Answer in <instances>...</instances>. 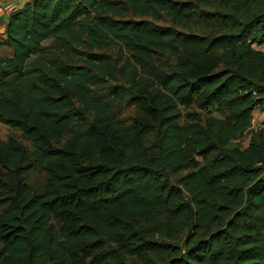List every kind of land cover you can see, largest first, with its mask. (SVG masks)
<instances>
[{
    "label": "trees",
    "instance_id": "16d2710c",
    "mask_svg": "<svg viewBox=\"0 0 264 264\" xmlns=\"http://www.w3.org/2000/svg\"><path fill=\"white\" fill-rule=\"evenodd\" d=\"M263 44L264 0L11 12L0 264H264Z\"/></svg>",
    "mask_w": 264,
    "mask_h": 264
},
{
    "label": "rangeland",
    "instance_id": "374dc122",
    "mask_svg": "<svg viewBox=\"0 0 264 264\" xmlns=\"http://www.w3.org/2000/svg\"><path fill=\"white\" fill-rule=\"evenodd\" d=\"M48 43H49V41L44 42V44H46V45ZM260 48L264 50V44L261 45ZM119 108H120L119 115H120V117L122 119L128 118L130 115L133 114V108L132 107L125 106V105L121 104ZM263 108H264V102H263ZM263 112H264V109L262 110V113L259 114L258 119L256 118V120H254L255 126L252 127V128H255L256 126H258V124L260 122L259 121V118H261V116L264 119V113ZM9 135H16V136H18V133H17V131H15L14 129H12L9 125L0 123V138L3 139V140H5V139H7V137ZM242 140L244 141V139H242ZM24 143L27 146H29V143L28 142L24 141ZM44 177H45V175L41 171H35V172L32 171V172H30L27 175V180L32 185L33 188L40 189V186L43 183Z\"/></svg>",
    "mask_w": 264,
    "mask_h": 264
},
{
    "label": "crops",
    "instance_id": "0c3cea01",
    "mask_svg": "<svg viewBox=\"0 0 264 264\" xmlns=\"http://www.w3.org/2000/svg\"><path fill=\"white\" fill-rule=\"evenodd\" d=\"M27 1L28 0H0V35L4 31L8 15L11 12L21 8ZM259 114L257 115V117L259 116ZM262 119L263 118L261 116V118H259V121H261Z\"/></svg>",
    "mask_w": 264,
    "mask_h": 264
},
{
    "label": "built area",
    "instance_id": "2783aa9c",
    "mask_svg": "<svg viewBox=\"0 0 264 264\" xmlns=\"http://www.w3.org/2000/svg\"><path fill=\"white\" fill-rule=\"evenodd\" d=\"M253 94L256 95V91H253ZM263 100H264V95H263ZM254 120H256V116L254 115L253 118H252V121H251V128L255 126L254 124ZM259 125V124H258Z\"/></svg>",
    "mask_w": 264,
    "mask_h": 264
}]
</instances>
